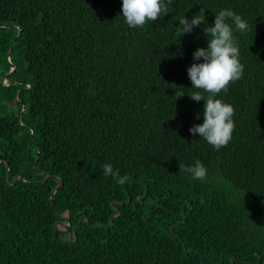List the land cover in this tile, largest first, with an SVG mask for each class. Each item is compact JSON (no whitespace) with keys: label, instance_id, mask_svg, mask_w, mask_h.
Segmentation results:
<instances>
[{"label":"trees","instance_id":"16d2710c","mask_svg":"<svg viewBox=\"0 0 264 264\" xmlns=\"http://www.w3.org/2000/svg\"><path fill=\"white\" fill-rule=\"evenodd\" d=\"M165 2L129 28L122 0H0V264H264V0ZM225 8L250 27L217 151L189 131L204 24L177 26ZM196 161L205 181L181 171Z\"/></svg>","mask_w":264,"mask_h":264},{"label":"clouds","instance_id":"9594fccd","mask_svg":"<svg viewBox=\"0 0 264 264\" xmlns=\"http://www.w3.org/2000/svg\"><path fill=\"white\" fill-rule=\"evenodd\" d=\"M167 13L165 0H122V14L119 16L123 17L129 28H140ZM205 21V12L201 9L190 20L186 16L181 18L177 27L182 37L204 24L207 47L194 51V63L187 68L192 84L190 89H193L189 95L194 101H205L203 122L193 125L189 131L193 136L199 135L200 139L219 151L232 140L235 122L234 107L217 96L222 91H227L230 82L243 77L244 65L239 59L240 50L234 33L247 32L250 26L242 16L228 8L215 13L214 23L208 24ZM182 95H185L183 91H176L175 96ZM200 115L197 114V119ZM181 171L189 173L192 179L198 181H205L208 175V170L201 161H196L191 166L181 164ZM102 174L113 177L120 184L127 181V177L121 176L111 163L102 166Z\"/></svg>","mask_w":264,"mask_h":264},{"label":"water","instance_id":"95a60500","mask_svg":"<svg viewBox=\"0 0 264 264\" xmlns=\"http://www.w3.org/2000/svg\"><path fill=\"white\" fill-rule=\"evenodd\" d=\"M14 44H15V42H14ZM14 44H13V46H14ZM12 50H13V47H12V49H11V51H10V53H9V55L11 54V52H12ZM13 67V70L15 69V65H13L12 66ZM2 162H0V164H1ZM51 178H53V177H47L45 180H48V179H51ZM56 181H58L59 182V185L52 191V194H51V196H50V201L53 199V197H54V195H55V193H56V191L59 189V188H61L62 186H63V183L59 180V179H57V178H54ZM8 182L10 181V177H9V175H8ZM44 180V181H45ZM112 207H114L115 209H116V212L113 214V216H112V218L118 213V207H117V205H116V201L115 202H113L112 203ZM81 221H82V219H81ZM113 224V223H112ZM69 226V225H68Z\"/></svg>","mask_w":264,"mask_h":264}]
</instances>
